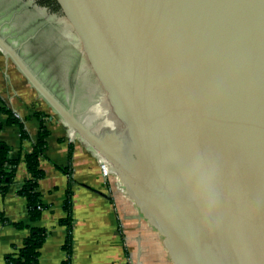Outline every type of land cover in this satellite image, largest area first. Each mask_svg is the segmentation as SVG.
<instances>
[{"label": "water", "instance_id": "1", "mask_svg": "<svg viewBox=\"0 0 264 264\" xmlns=\"http://www.w3.org/2000/svg\"><path fill=\"white\" fill-rule=\"evenodd\" d=\"M58 1L136 153L61 115L147 203L173 263L264 264V0ZM197 157L216 170L207 215L185 185Z\"/></svg>", "mask_w": 264, "mask_h": 264}, {"label": "crops", "instance_id": "2", "mask_svg": "<svg viewBox=\"0 0 264 264\" xmlns=\"http://www.w3.org/2000/svg\"><path fill=\"white\" fill-rule=\"evenodd\" d=\"M1 57V56H0ZM0 106L20 115L28 134L21 139L18 126L0 128V143L18 159L32 151L45 120L50 131L47 150L40 167L45 176L39 183L41 219L30 223L26 200L18 189L29 179L24 162L8 192L0 193V264L15 255L30 236L31 229L47 233L40 250L39 264H64L69 228L65 204L72 201V264H172L165 253L161 236L141 219L132 201L113 188V181L102 173L98 158L66 137L65 129L55 122L29 82L0 58ZM42 114V118L35 117ZM6 122V117L0 119ZM20 224L23 228H16ZM173 262V261H172ZM174 264V263H173Z\"/></svg>", "mask_w": 264, "mask_h": 264}, {"label": "rangeland", "instance_id": "3", "mask_svg": "<svg viewBox=\"0 0 264 264\" xmlns=\"http://www.w3.org/2000/svg\"><path fill=\"white\" fill-rule=\"evenodd\" d=\"M85 47L83 39L63 12L53 13L41 7L39 0H0V58L29 82L49 115L65 129L67 138L107 163L103 157H98L99 153L84 137L68 125L60 111L75 121L89 137L106 144L120 157L136 153L133 148L136 140L117 116L107 90L90 65ZM109 166L110 178L115 181L114 190L132 201L141 219L159 233L149 219L155 220V217L147 203L143 202L140 207L129 198L120 174H112L114 170ZM159 235L173 264L165 238Z\"/></svg>", "mask_w": 264, "mask_h": 264}, {"label": "trees", "instance_id": "4", "mask_svg": "<svg viewBox=\"0 0 264 264\" xmlns=\"http://www.w3.org/2000/svg\"><path fill=\"white\" fill-rule=\"evenodd\" d=\"M39 5L51 10L53 13H61V5L58 0H39ZM34 116L39 119L42 118V114H35ZM2 117H6V122H0V128L3 127L4 124L7 126H18L21 131V139L23 141L28 139L24 124L17 120L13 112L6 106H0V119H2ZM46 123L45 120L41 123V129L32 147V151L26 153L23 158H12L11 149L7 145L0 143V193L5 195L8 192L10 185L16 177L18 167L21 162H24L29 173V179L21 185L17 193L26 200L28 218L31 224L41 219L42 211L44 210V206L41 203V195L39 193V183L45 176L44 171L41 170L40 162L47 150L48 139L50 137V131L46 127ZM65 211L70 217L72 211L71 198L68 199L65 204ZM69 217L64 221V224L69 228L67 242L64 246V250L69 256V259H67L64 264H72L73 226ZM15 227L23 228L20 224H16ZM46 236L47 233L44 230L36 228L31 229L30 236L26 239L23 247L19 249L15 255L8 256L7 263L39 264L40 250L46 240Z\"/></svg>", "mask_w": 264, "mask_h": 264}, {"label": "clouds", "instance_id": "5", "mask_svg": "<svg viewBox=\"0 0 264 264\" xmlns=\"http://www.w3.org/2000/svg\"><path fill=\"white\" fill-rule=\"evenodd\" d=\"M216 170L211 161L197 157L189 165L185 174V185L191 189L194 198L206 215L211 212L215 201Z\"/></svg>", "mask_w": 264, "mask_h": 264}, {"label": "built area", "instance_id": "6", "mask_svg": "<svg viewBox=\"0 0 264 264\" xmlns=\"http://www.w3.org/2000/svg\"><path fill=\"white\" fill-rule=\"evenodd\" d=\"M13 115H14V117L17 120H19V121L22 120L21 117H20V115H18L17 113L14 112ZM98 161H99L100 167L102 169V173L106 177H110V174H109L110 172H109V169L107 168V165L104 162L100 161L99 159H98ZM67 259H69V256L68 255H67ZM130 264H142V263L140 261H138V262L131 261Z\"/></svg>", "mask_w": 264, "mask_h": 264}, {"label": "bare ground", "instance_id": "7", "mask_svg": "<svg viewBox=\"0 0 264 264\" xmlns=\"http://www.w3.org/2000/svg\"><path fill=\"white\" fill-rule=\"evenodd\" d=\"M100 159H101V158H100ZM100 161H101V160H100ZM106 162H107V161H106ZM104 163H105V162H104ZM105 164H106L107 166H109V165H110L108 162H107V163H105ZM108 164H109V165H108ZM110 166H111V165H110ZM110 166H109V167H110ZM112 168H113V167H112Z\"/></svg>", "mask_w": 264, "mask_h": 264}, {"label": "flooded vegetation", "instance_id": "8", "mask_svg": "<svg viewBox=\"0 0 264 264\" xmlns=\"http://www.w3.org/2000/svg\"><path fill=\"white\" fill-rule=\"evenodd\" d=\"M123 156H124V159H125L126 158L125 155H123ZM125 160H127V159H125Z\"/></svg>", "mask_w": 264, "mask_h": 264}]
</instances>
